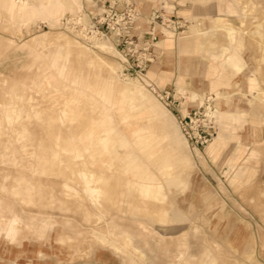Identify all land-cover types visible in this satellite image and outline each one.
Listing matches in <instances>:
<instances>
[{
  "label": "rangeland",
  "instance_id": "374dc122",
  "mask_svg": "<svg viewBox=\"0 0 264 264\" xmlns=\"http://www.w3.org/2000/svg\"><path fill=\"white\" fill-rule=\"evenodd\" d=\"M0 264H264V0H0Z\"/></svg>",
  "mask_w": 264,
  "mask_h": 264
},
{
  "label": "bare ground",
  "instance_id": "6f19581e",
  "mask_svg": "<svg viewBox=\"0 0 264 264\" xmlns=\"http://www.w3.org/2000/svg\"><path fill=\"white\" fill-rule=\"evenodd\" d=\"M229 33H230V35H232V31H230ZM100 48H101V46H100ZM110 70H111V73H115V69H113V67H110ZM118 93H119V97L122 99H127V98L129 99L130 96L131 97L133 96V94L131 93V91L128 88H123ZM29 98L26 99L23 95H21V96L16 97L15 100L18 102L28 100V102H29L30 101ZM7 100L9 101L8 105H12L11 103L13 102V99H11L9 97V99H7ZM79 104H81V103L80 102L76 103L75 107L72 106L73 105L72 101H69V102H66L65 104H63L61 111L59 113L60 116L58 118V121L60 122V124L64 125L65 122L70 123L71 121H74L75 119L80 117L81 114H80ZM15 118L16 117L13 114L10 116L6 115L5 120H7V122H8L7 124L12 127L13 121ZM107 119L108 120H104L101 124L99 123L97 128L94 125L89 126L87 131H86V134L80 138V143L82 144V146L85 147V151L83 153H80L77 155V159L79 158L78 160H80L81 158H83V156L86 155L88 157L89 161L94 162V160L98 156L102 155L103 153H107L109 155L114 154L113 147L115 146L114 145L115 137L117 136L115 134L116 129H114V127L111 125L110 119L109 118H107ZM123 124L125 125V122H123ZM73 147H74L73 149L75 151V146H73ZM110 149H112V151ZM75 166L77 168L79 165L76 164ZM76 174H77V177H79L81 179L83 185H85V186L90 185L91 182L99 183L102 181L101 178L95 177L92 174H88V173L86 174L85 171L80 170V169L76 172ZM66 188H68V187H66ZM66 188L64 190H66ZM85 194L87 195V197L88 196L94 197L95 195L97 197H99V193L95 190L89 189L88 191H86ZM96 202L98 204V200ZM96 237H98V236H96Z\"/></svg>",
  "mask_w": 264,
  "mask_h": 264
},
{
  "label": "built area",
  "instance_id": "2783aa9c",
  "mask_svg": "<svg viewBox=\"0 0 264 264\" xmlns=\"http://www.w3.org/2000/svg\"><path fill=\"white\" fill-rule=\"evenodd\" d=\"M109 15H110V13L107 15L108 17H109ZM104 17H106V16H104ZM107 18V17H106ZM103 21V18L101 19V22ZM131 28V27H130ZM127 26L125 27V26H116L115 28H114V33H112L114 36H117V37H119V40H121V39H123V38H126V37H128V34L126 33V31H127ZM127 45V50L128 51H131V48H133L134 50H135V45H132V42L131 43H127L126 44ZM150 62H151V60H150Z\"/></svg>",
  "mask_w": 264,
  "mask_h": 264
}]
</instances>
